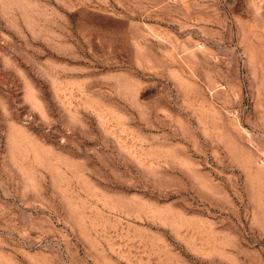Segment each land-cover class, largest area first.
<instances>
[{"label": "rangeland", "instance_id": "obj_1", "mask_svg": "<svg viewBox=\"0 0 264 264\" xmlns=\"http://www.w3.org/2000/svg\"><path fill=\"white\" fill-rule=\"evenodd\" d=\"M0 264H264V0H0Z\"/></svg>", "mask_w": 264, "mask_h": 264}]
</instances>
